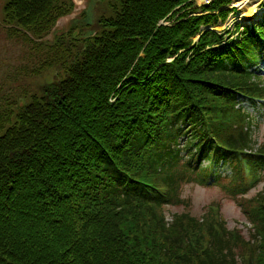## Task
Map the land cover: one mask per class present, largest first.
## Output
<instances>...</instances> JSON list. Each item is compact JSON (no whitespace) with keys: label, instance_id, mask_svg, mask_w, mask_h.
Wrapping results in <instances>:
<instances>
[{"label":"trees","instance_id":"16d2710c","mask_svg":"<svg viewBox=\"0 0 264 264\" xmlns=\"http://www.w3.org/2000/svg\"><path fill=\"white\" fill-rule=\"evenodd\" d=\"M187 1L113 0L100 33L40 50L69 0H4L7 31L41 53L29 48L36 74L64 75L21 107V92H0V264H264V192L237 199L249 171L264 174L260 114L231 103L264 98V20L203 32L230 0ZM211 156L231 175L209 179L239 203L249 240L215 203L199 219L167 215L189 207L181 189L205 182Z\"/></svg>","mask_w":264,"mask_h":264},{"label":"rangeland","instance_id":"374dc122","mask_svg":"<svg viewBox=\"0 0 264 264\" xmlns=\"http://www.w3.org/2000/svg\"><path fill=\"white\" fill-rule=\"evenodd\" d=\"M233 2L234 0H230L229 5L226 6L228 17L225 22H218L215 26L216 31L222 32L226 29H231L235 24L239 25L242 22H244L245 25H251L261 21L263 0H251L255 7L253 11L254 16L252 19H245L242 22L239 21V8H232ZM112 3L113 0H82L79 5L73 4V7H71L69 11L66 10L63 3L59 4V9L68 11L67 15L59 17L52 30L48 34L45 33L40 38L36 39L35 43L41 50L42 47L55 45L58 39L71 42V40L75 39L73 38L74 33L78 34L77 37L79 41L100 33L103 21L111 18L113 15ZM3 4L4 0H0V92L2 93L4 91V93H6L10 89V93L21 92L19 94L21 98H19L17 102L18 107H21L31 95L39 94L40 88L53 83L58 77H62L64 73L59 67H53L36 74L35 71L39 68V60L34 55H30L29 48L33 54L41 55V53H35L32 50V45L28 47L23 46L10 35L7 30L12 27V25L5 20L6 18L3 15L2 9ZM196 6L200 7L198 4H196ZM182 9H184L182 6L177 7L175 11L177 12V16ZM229 10L232 11L230 12ZM173 11L171 15H166L164 17L165 19L163 18V20L159 22L160 26H169L168 23L172 25L176 23L175 17L172 18ZM195 13L202 12L197 11ZM106 31L111 30L108 28ZM257 69L261 70V73L264 75V62H262ZM3 81H6V83ZM259 109L263 110L262 114L264 115V105L260 106ZM19 112H21V110L14 107V116ZM255 137L258 143H262L264 139V120L262 123L258 124ZM263 192L264 174L262 175V180L251 189L248 195L237 197V199L243 197L253 198L257 194ZM181 196L188 201L189 207H167L166 212L169 217L175 213H190L193 217L199 219L205 214L206 207L211 203H215L219 206L220 215L225 220L228 228L237 229L246 240L250 239L251 234L249 235L248 230L250 224L245 215H243L239 203L227 196L219 187L188 184L182 187Z\"/></svg>","mask_w":264,"mask_h":264},{"label":"bare ground","instance_id":"6f19581e","mask_svg":"<svg viewBox=\"0 0 264 264\" xmlns=\"http://www.w3.org/2000/svg\"><path fill=\"white\" fill-rule=\"evenodd\" d=\"M234 6L239 8V21L253 18V11L255 7L253 6V2H251V0H234L232 8H234Z\"/></svg>","mask_w":264,"mask_h":264},{"label":"built area","instance_id":"2783aa9c","mask_svg":"<svg viewBox=\"0 0 264 264\" xmlns=\"http://www.w3.org/2000/svg\"><path fill=\"white\" fill-rule=\"evenodd\" d=\"M196 2L199 6H208L213 0H190Z\"/></svg>","mask_w":264,"mask_h":264},{"label":"water","instance_id":"95a60500","mask_svg":"<svg viewBox=\"0 0 264 264\" xmlns=\"http://www.w3.org/2000/svg\"><path fill=\"white\" fill-rule=\"evenodd\" d=\"M73 4L79 5L81 4L82 0H72Z\"/></svg>","mask_w":264,"mask_h":264}]
</instances>
